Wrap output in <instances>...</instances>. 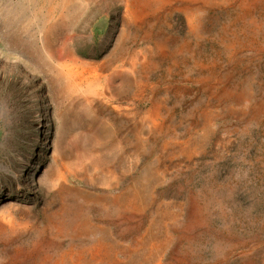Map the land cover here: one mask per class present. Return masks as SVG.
Returning a JSON list of instances; mask_svg holds the SVG:
<instances>
[{
  "label": "rangeland",
  "instance_id": "rangeland-1",
  "mask_svg": "<svg viewBox=\"0 0 264 264\" xmlns=\"http://www.w3.org/2000/svg\"><path fill=\"white\" fill-rule=\"evenodd\" d=\"M81 2L0 0V264H264V0Z\"/></svg>",
  "mask_w": 264,
  "mask_h": 264
},
{
  "label": "bare ground",
  "instance_id": "bare-ground-1",
  "mask_svg": "<svg viewBox=\"0 0 264 264\" xmlns=\"http://www.w3.org/2000/svg\"><path fill=\"white\" fill-rule=\"evenodd\" d=\"M73 1H75V0H73ZM83 2L85 3L86 0H82L81 3H83ZM44 28L45 27L43 26V31L46 32L44 30ZM73 61H74V64H75L76 60L73 59ZM66 75H67V79L72 82V86L77 88V89L78 88L81 89L83 87V85H87L88 86V90L91 91L93 89V87H94L93 79L91 77L87 76V69H84L83 67L80 68L78 65H74L72 67V69L68 70ZM100 89H102V87H100ZM61 261H64V259H62ZM74 264H77V262H74Z\"/></svg>",
  "mask_w": 264,
  "mask_h": 264
}]
</instances>
